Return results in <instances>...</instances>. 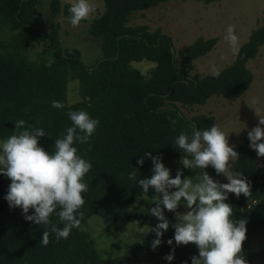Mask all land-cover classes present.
<instances>
[{
  "label": "trees",
  "instance_id": "trees-1",
  "mask_svg": "<svg viewBox=\"0 0 264 264\" xmlns=\"http://www.w3.org/2000/svg\"><path fill=\"white\" fill-rule=\"evenodd\" d=\"M102 1L103 11L92 19L87 30L102 54L88 66L80 50L60 46L59 23L51 24L49 30L45 28L42 13L37 9L41 0H0V35L5 30L10 34L6 38L0 36V138L11 136L16 131L15 122L23 119L26 126L44 129L46 134L39 137V144L54 151L55 139L66 127L73 126L69 111L84 110L100 122L87 143L73 145L78 148V155L91 162L92 168L84 177L88 191L83 194V218L67 239L57 240L50 233L49 243L44 246L42 232L47 226L26 220L21 208L10 207L5 197L11 180L2 175L0 264H192L191 258L199 255L194 244H176L172 227L175 213L166 209L165 217L171 223L160 237L161 244L153 249L156 235L149 232L130 244L129 255L101 256L81 225L92 215L110 222L136 221L147 228L160 222L148 212L155 206L151 200L157 194L151 188L144 193L138 182L128 178L129 173L134 171L137 180L150 178L154 174L153 161L144 157L145 152L161 157L164 165L181 159L184 153L175 145L179 134L191 135L194 126L202 131L214 124L212 115L188 118L181 107L203 105L212 96L238 97L249 89L253 76L246 63L264 45V14L261 24L251 31L234 60L219 75H192L194 60L210 51L217 37L195 39L178 51L177 59L170 49L171 38L159 28L151 31L145 24H127L134 12L169 0ZM48 6L51 19L59 12L70 18L71 4L49 0ZM36 45L41 52L36 59H29L28 51ZM141 60L155 63L147 76L131 64ZM72 80L77 81L79 99L69 103L67 85ZM53 101L64 107H52ZM173 119L175 125L171 123ZM236 151L239 158L233 171L247 178L251 194L237 198L229 193L227 202L234 209L232 219L247 221L242 255L248 264H264V247L258 250L250 247L252 235L264 231V165H258L248 135L241 138ZM141 157H144L142 165L138 163ZM204 171L221 182V175L213 167ZM201 172L187 168L183 176L196 182ZM137 200H143L145 208L129 212ZM33 211L30 209L28 215ZM51 221L60 228L64 226L55 214ZM169 239L172 244H168ZM171 253L174 259L166 260L164 257Z\"/></svg>",
  "mask_w": 264,
  "mask_h": 264
},
{
  "label": "clouds",
  "instance_id": "clouds-1",
  "mask_svg": "<svg viewBox=\"0 0 264 264\" xmlns=\"http://www.w3.org/2000/svg\"><path fill=\"white\" fill-rule=\"evenodd\" d=\"M68 11L71 25L77 27L82 21L91 19L96 6L91 0H76ZM225 40L235 52L239 38L234 26H228ZM248 105L254 108L252 104ZM52 107L62 108L64 105L53 101ZM254 109L259 123L248 131V138L257 156L264 157V116ZM67 115L73 126L66 127L55 139L54 151H47L39 144V137L46 134L44 129L26 126L23 119L15 122L16 131L12 135L0 142V173L11 180L5 199L10 207L21 208L26 220L47 226V230L42 232L41 243L44 246L49 243L50 233H54L57 240L67 239L73 228H79L84 215L81 210L85 204L83 194L88 191L84 177L92 164L78 155V148L73 145L87 143L100 122L84 110L69 111ZM171 123L175 125L176 120ZM175 145L184 153L180 160L183 167L201 169L202 172L196 182L184 177L179 169L173 178L161 157L153 156L151 152L144 153V157L152 158L154 174L137 180L133 171L128 178L138 182L144 193L151 188L157 194L151 200L155 206L148 212L160 222L142 233L155 232L152 248L160 245V237L171 223L165 217L166 209L175 213L176 222L172 227L176 244H194L199 249V255L191 258L192 264H248L242 255L247 221L231 218L234 209L227 200L229 193L237 198L241 194L248 197L251 184L242 173L232 170L239 153L234 150V145L229 144L228 134L215 124L202 131L194 126L191 135L181 132ZM144 157L138 161L140 165L144 163ZM209 166L217 175H224L228 182H219L204 171ZM182 203L189 210L178 211ZM30 209L34 211L28 215ZM53 214L63 222V228L51 221ZM172 242V239L168 240V244ZM164 258L171 261L174 253Z\"/></svg>",
  "mask_w": 264,
  "mask_h": 264
},
{
  "label": "rangeland",
  "instance_id": "rangeland-1",
  "mask_svg": "<svg viewBox=\"0 0 264 264\" xmlns=\"http://www.w3.org/2000/svg\"><path fill=\"white\" fill-rule=\"evenodd\" d=\"M59 1L62 5L76 3V0ZM41 2L42 5L37 9L42 13L45 28L49 30L51 24L59 23L60 46L77 48L81 52L83 62L88 66L92 65L102 53L96 39L88 35L87 30L92 19L103 11V1L91 0L96 6V11L91 19L82 21L77 27H73L70 18L64 16L62 12L51 19L49 0H41ZM263 14L264 0H218L209 3L196 0H169L156 7L134 12L127 24H145L151 31L159 28L163 34L171 38L177 59H179L178 51L183 50L195 39L217 37L214 47L193 62L194 69L190 73L204 75L216 74L234 60L240 45L248 39L251 31L261 24ZM229 25L234 26L235 34L239 38L235 52L225 40ZM7 35L10 36L5 30L0 36L6 38ZM40 52V46L36 45L28 51L27 56L34 60ZM131 64L146 76L155 65L154 62L147 60L133 61ZM246 66L253 77L249 89L241 96L234 98L212 96L203 105L181 107L182 113L188 118L198 114L212 115L214 124L228 134L229 144L234 145L235 151L241 138L248 135V131L259 123V116L254 108L264 116V45L258 48V53L246 63ZM67 99L69 103L79 99L76 80L70 81L67 85ZM248 104H252L254 108ZM5 139L0 138V142ZM180 160L173 159L165 165L170 169L173 178L178 169L182 172L187 170ZM256 160L258 165H264V157L257 156V153ZM233 168L234 165L232 170ZM2 175L0 173V178ZM220 181L228 182L222 174ZM144 208L143 200H137L129 207V212L135 213ZM187 210L189 209L185 204H182L181 212ZM81 228L90 234L97 251L104 257L129 255L130 244L142 238L145 235L142 231L148 229L146 225L136 221L110 222L97 215L90 216ZM250 247L253 250L264 247V231L252 235Z\"/></svg>",
  "mask_w": 264,
  "mask_h": 264
},
{
  "label": "water",
  "instance_id": "water-1",
  "mask_svg": "<svg viewBox=\"0 0 264 264\" xmlns=\"http://www.w3.org/2000/svg\"><path fill=\"white\" fill-rule=\"evenodd\" d=\"M170 49H171L172 55L174 56L175 55V51H174L173 46Z\"/></svg>",
  "mask_w": 264,
  "mask_h": 264
}]
</instances>
